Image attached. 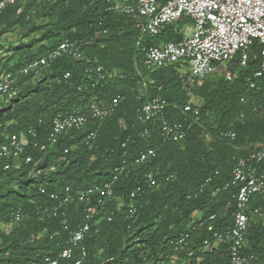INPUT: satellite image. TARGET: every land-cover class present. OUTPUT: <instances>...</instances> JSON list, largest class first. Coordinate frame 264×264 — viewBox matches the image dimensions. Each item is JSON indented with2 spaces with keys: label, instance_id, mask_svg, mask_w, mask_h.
I'll return each mask as SVG.
<instances>
[{
  "label": "trees",
  "instance_id": "trees-1",
  "mask_svg": "<svg viewBox=\"0 0 264 264\" xmlns=\"http://www.w3.org/2000/svg\"><path fill=\"white\" fill-rule=\"evenodd\" d=\"M34 18L40 23L28 32H39L40 38L10 47L0 76L46 56L64 40L76 41L82 58H61L36 78L20 77L16 95L8 103L0 100V145L8 135H22L28 138L25 154L31 157V163L17 169L4 170L0 164V264H38L46 256L56 258L84 222V207L76 200L60 207L49 195L61 196L66 187L74 195L106 183L114 168L123 162L129 165L149 148L155 157L128 167L113 184L123 206L116 210L114 203L106 205L103 212H113L111 220H98L84 241L83 264H230L226 244H215L206 228L212 224L218 232L229 227L234 202L232 191L223 188L230 179L232 159L243 156L264 134V75L253 79L260 47H251L244 68L238 58L226 64L236 74L234 79L211 74L187 90L182 65L154 71L143 67L134 19L107 13L104 0H14L2 13L0 34L24 28ZM180 24L155 37L145 36L143 45L178 42ZM98 66L105 83L96 84L93 70ZM66 73L69 77L63 80ZM248 79L254 81V89H248ZM155 97L165 100L163 113L169 122L188 117L183 113L187 104L197 109L183 141L164 142L156 126L149 127L147 138L141 136L138 109ZM191 98L201 104L191 103ZM95 110L102 115L93 117ZM71 113L85 116L86 124L49 145L52 119ZM31 128L36 130L33 140L27 134ZM228 131L235 133L234 140L221 138L220 133ZM90 132H96L92 148L85 143ZM246 141L251 145L246 147ZM32 142L38 147L32 148ZM149 173L154 187L145 183ZM137 188L132 200L136 215L131 219L126 205ZM17 212L22 217L15 222ZM210 215L216 216L213 222L207 220ZM184 235L188 237L179 244ZM206 240L208 247L203 245ZM243 251L264 264V212L262 219L250 222Z\"/></svg>",
  "mask_w": 264,
  "mask_h": 264
},
{
  "label": "built area",
  "instance_id": "built-area-1",
  "mask_svg": "<svg viewBox=\"0 0 264 264\" xmlns=\"http://www.w3.org/2000/svg\"><path fill=\"white\" fill-rule=\"evenodd\" d=\"M13 1L0 0V21L5 7ZM104 1L107 13L134 19V27L139 34L136 46L142 52L143 67L154 71L170 65H182V85L187 90L214 74L218 66L225 64L226 67V64L235 58H238L239 66L244 68L250 49L255 44L260 47V65L258 71L253 74V79L264 75V0ZM175 23H181L179 32L182 37L178 42H165L158 47L143 45L145 36L155 37ZM61 58L80 60L82 53L79 44L76 41L64 40L46 56L31 61L16 72L1 75L0 100L8 103L16 95L20 77L32 75L36 78ZM93 71L97 75L96 84L106 82L101 67L98 66ZM222 75L226 80L236 77V74L227 68ZM68 77L69 74L66 73L62 79L66 80ZM248 82V89H254V81L248 79ZM240 102L243 103L244 99L241 98ZM165 107V100L155 97L138 109L136 120L143 125L141 136L147 138L150 135L149 127L156 126L164 142L179 143L186 138L198 111L187 104L183 106V113L188 117L182 122H169L164 117ZM100 115L102 114L95 110L92 116ZM86 122L87 118L77 113L55 116L51 122L47 143L51 146L57 144L65 133L80 130ZM27 134L33 140L36 130L31 128ZM220 136L231 141L235 139V133L232 131L221 132ZM95 140L96 132H90L85 139L87 147L92 148ZM128 142L129 138L122 142L121 147H126ZM28 146V138L22 135H8L6 142L0 145V164L4 163L3 169H17L20 164L31 163V157L25 154ZM30 146L37 148L38 144L32 142ZM66 152L65 150L64 153ZM154 157L153 149L142 150L129 165L123 162L122 166L114 168L110 181L106 183L90 186L74 195L68 187L64 188L61 196L51 193L50 198L58 201L60 207L70 204L73 200L82 204L84 222L67 238L65 247L56 258L46 256L38 264H83L87 257L84 241L90 237L93 229H96L98 220H111L113 212H103L106 205L112 202L116 210L123 206V202L114 195L113 184L128 167L142 165ZM145 183L148 187L155 186L151 173L146 175ZM229 189L232 191L231 198L234 202L229 227L217 232L212 224H209L206 230L212 234L215 244H226L230 264H257V259L252 254L245 253L243 249L250 222L253 219H262L264 212V143H256L251 149H247L243 156L233 157L230 179L223 190ZM39 191L44 193V189ZM138 191L140 188L130 193L126 205L131 219L136 215V206L132 200ZM100 213H104V216L100 217ZM55 214L56 210H53L51 215ZM61 214L64 215L63 212ZM21 217L19 212L15 213L14 221H20ZM215 219V215L207 218L209 222ZM187 237L182 236L178 243H182ZM203 245L208 247L210 241H204Z\"/></svg>",
  "mask_w": 264,
  "mask_h": 264
},
{
  "label": "rangeland",
  "instance_id": "rangeland-1",
  "mask_svg": "<svg viewBox=\"0 0 264 264\" xmlns=\"http://www.w3.org/2000/svg\"><path fill=\"white\" fill-rule=\"evenodd\" d=\"M40 21L37 18L32 19V22L30 25H27L24 28L16 29L14 32H9L5 34H0V65L2 64V61H4L7 51L10 47L22 45V44H28L32 41V39H39L40 34L39 32L35 33H29V29L32 26L39 25ZM1 33V29H0ZM190 30H188V34H190ZM225 64H222L218 66L216 72L213 74V76H219L222 75L225 70ZM190 102L199 106L201 104V100L191 98ZM257 143H264V134L260 135L258 139L256 140ZM251 145L249 141H246V147Z\"/></svg>",
  "mask_w": 264,
  "mask_h": 264
}]
</instances>
